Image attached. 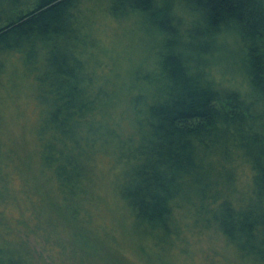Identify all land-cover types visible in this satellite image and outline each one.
Here are the masks:
<instances>
[{"label":"trees","instance_id":"1","mask_svg":"<svg viewBox=\"0 0 264 264\" xmlns=\"http://www.w3.org/2000/svg\"><path fill=\"white\" fill-rule=\"evenodd\" d=\"M84 1L0 0V78L7 55L32 74L42 176L16 186L0 155V264H136L129 233L161 264L210 229L264 264V0H100L126 50L101 44ZM104 161L124 213L100 225L113 250L88 227Z\"/></svg>","mask_w":264,"mask_h":264},{"label":"rangeland","instance_id":"2","mask_svg":"<svg viewBox=\"0 0 264 264\" xmlns=\"http://www.w3.org/2000/svg\"><path fill=\"white\" fill-rule=\"evenodd\" d=\"M83 8L89 12L92 9L95 10L91 20L94 21L96 28H98L95 35L100 39L102 45L105 47L115 45L120 50L128 49L129 35L125 32L121 33L126 26L108 17L101 9L100 0H85ZM18 58V55H7L5 57L6 66L0 78V155L5 156V160L2 162L4 163V171L7 173V177L17 178L16 186H18L19 182H23L24 177H34L36 180H40L42 177L38 172H33L27 168L28 165L33 166L32 164L36 163L38 157L35 128L39 120L40 107L30 94L32 92L31 84L33 83L32 74L25 71ZM106 62L111 63L112 60L106 57ZM108 164L107 161H104L98 167L99 176L105 177L101 191L107 206L100 201L99 203L97 202L96 206L90 207L91 213L88 227L95 232V236L102 244L113 250L117 245L100 230V225H109L111 222L114 225L113 215L122 217L124 213H122L123 210L121 208H118L120 203L114 197L115 194L110 193V189L111 191L113 189L112 180L116 170L111 169L109 167L110 164ZM8 214L14 218L17 216V211L13 210ZM52 215L57 216V213L46 208L41 212L40 223H44L46 217ZM58 217L61 218L62 216L58 215ZM117 223L121 224L118 221ZM127 228L128 220L127 227L123 228L122 225L121 227L118 225L117 231L125 233ZM50 230H48L50 237L56 239L62 228L59 226L56 230L51 228ZM129 234L125 238L121 234L124 243H119L118 245L123 258L127 261L133 258L136 264H159V261H155L153 257L141 259L140 256L143 257L142 253L134 248L136 238ZM190 242V254L186 255V258L180 255V250L178 251L176 246H171L169 253H163L165 257L162 258L161 264H238L235 255L224 245L221 236L211 229L195 233L190 238ZM180 252L181 254L183 253L182 251ZM68 256L69 251L65 250L63 258H66L67 261H64V264H75ZM113 260H115V264H122V262H119L121 259L114 258Z\"/></svg>","mask_w":264,"mask_h":264}]
</instances>
